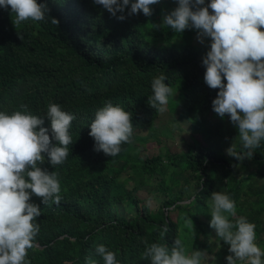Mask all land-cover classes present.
<instances>
[{"label":"trees","instance_id":"16d2710c","mask_svg":"<svg viewBox=\"0 0 264 264\" xmlns=\"http://www.w3.org/2000/svg\"><path fill=\"white\" fill-rule=\"evenodd\" d=\"M37 3L47 5L49 17L18 25L12 22L15 13L10 6L0 7V111H24L19 107L23 103L31 114L44 116L52 102L76 118L69 129L73 143L67 160L52 167L47 154H42L44 163L38 164L59 174L63 199L60 205H44L40 197L31 194L30 202L39 206L41 215L36 218L40 232L26 257L30 264H88L86 258L103 264L96 252L101 244L116 253L118 264H150L143 257L145 247L159 243L171 249L175 239L182 242L187 254L211 252L220 240L223 248H217L216 262L227 264L229 245L210 227L211 193L218 180H224L219 192L235 201L237 216H245L256 225V238L264 249V141L243 161L195 134L185 151L165 152V159L159 154L141 157L132 144V140L144 137L139 131L153 128L158 116L148 98L153 95V78L161 73L167 76L164 83L176 89L167 104L169 111L190 118L194 131L207 136L216 131V126L205 124L219 91L204 81L202 59L210 46L184 38L172 42L197 30L190 27L179 34L164 26L161 18L171 10L164 7L163 0L150 5V17L142 12L129 16L126 8L123 20L117 18L120 13L112 16L94 0ZM209 3L204 0V6ZM51 18L59 23L52 24ZM153 24H161V28L154 29ZM107 101L132 113L131 143L122 144L115 157L95 151L89 135L96 110ZM43 126L49 129L51 139L46 116ZM228 130L231 146L243 151L238 128L230 122ZM167 164L175 166L177 172H170L168 182L163 178L157 182L162 196L153 210L134 186L126 187L125 181L133 174L162 175ZM125 165L129 174L121 177ZM119 205L134 212L124 216L118 212ZM186 217L193 221V230L186 226ZM165 226L168 232L162 234Z\"/></svg>","mask_w":264,"mask_h":264},{"label":"clouds","instance_id":"9594fccd","mask_svg":"<svg viewBox=\"0 0 264 264\" xmlns=\"http://www.w3.org/2000/svg\"><path fill=\"white\" fill-rule=\"evenodd\" d=\"M94 2L112 16L120 13L117 18L123 20L126 8L129 16L142 12L150 17V5L159 0ZM9 6L11 13H15L12 22L17 25L49 17L47 5L37 0H0V7ZM51 23L57 25L59 21L51 18ZM162 24L179 34L190 27L196 29V39L201 44L205 37L211 38L202 63L206 68L205 83L219 89L212 108L221 118L227 114L238 128L243 151L238 152L232 144L227 149L228 155L238 161L250 159L254 149L264 141V0H210L207 6L204 0H178V6L163 16ZM153 28H161V24H153ZM166 79L161 73L151 82L153 95L148 98V104L159 112L166 110L169 98L176 94V89L164 83ZM19 107L24 111L11 114L0 111V264H30L26 257L28 250L35 246L40 232L36 218L41 215L39 206L30 202L31 194L40 197L44 205L50 202L60 205L63 199L59 174L38 164L44 163L42 154H47L52 167L62 165L73 143L69 129L76 118L74 114L52 102L47 105L44 116L31 114L26 104ZM45 116L50 121L51 139L49 129L43 126ZM89 135L94 139L95 151L117 156L122 144L131 143L132 113L107 101L96 110ZM210 212V227L229 245L231 254L226 256L227 264H264V249L255 242L256 225L245 216H237L236 203L228 194L212 192ZM229 216L234 219L230 220ZM185 223L193 230L190 217L185 218ZM167 232L165 226L162 234ZM96 252L103 264H118L116 253L104 245H98ZM143 257L150 264H202L208 254L202 250L187 254L182 242L175 239L171 249L165 244L147 245ZM86 260L88 264H96Z\"/></svg>","mask_w":264,"mask_h":264},{"label":"rangeland","instance_id":"374dc122","mask_svg":"<svg viewBox=\"0 0 264 264\" xmlns=\"http://www.w3.org/2000/svg\"><path fill=\"white\" fill-rule=\"evenodd\" d=\"M163 4L166 9L172 10L178 6V0H163ZM196 35L197 32L189 36H178L173 38L172 42H180L184 38L185 41L191 42L193 44H201L196 39ZM210 43L211 38L205 37L204 44L210 46ZM218 116L219 115L214 111L212 112V114L210 113L209 115H207L205 120L206 126L208 128H215L216 126L217 128L216 131L207 136L205 132L200 133L194 131L195 128L193 129L191 124L192 121L190 120V118L188 119L185 116H178L177 112L174 111L173 113H171L166 106V110L164 112H158V116L153 123V128L150 130L147 129L139 131V136L142 135L144 137H139L136 140H132V144L141 157H151L159 154L162 156V158L165 159V152L180 153L185 151L186 145L192 142V135L195 134L208 145L221 148L225 152H227V149L231 147V141H229L228 138V128L231 121L227 114H225L222 121H219ZM126 169L127 166L125 165L121 170V174L119 176H127V174H129V169L128 171H126ZM171 171H176V167L167 164L164 170V174L162 175L160 173H154L152 176L148 177L146 175L138 176L133 174L126 179L125 184L128 188L134 186L137 191V195L146 203H148L149 208L154 210L159 205V200L162 196L161 192L157 189V182H159L161 178L165 179V181L168 182ZM176 177L178 179H181L182 175L180 173H177ZM223 184L224 180H218L214 191L219 192L220 190H222ZM193 188H195V186H193ZM118 212L124 216H130L134 212V209L128 210L127 207L123 208L122 205H119ZM171 215L175 216V212H171ZM262 238L264 239V233L262 234ZM215 242L216 244L214 250L211 252H206L208 254V258L203 259L202 264H217L215 252L217 248H223V244L220 243V240ZM255 242L259 246L258 238H256Z\"/></svg>","mask_w":264,"mask_h":264}]
</instances>
